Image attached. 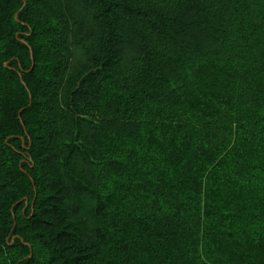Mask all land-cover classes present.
Segmentation results:
<instances>
[{
    "label": "trees",
    "instance_id": "16d2710c",
    "mask_svg": "<svg viewBox=\"0 0 264 264\" xmlns=\"http://www.w3.org/2000/svg\"><path fill=\"white\" fill-rule=\"evenodd\" d=\"M0 264H264V0H0Z\"/></svg>",
    "mask_w": 264,
    "mask_h": 264
}]
</instances>
